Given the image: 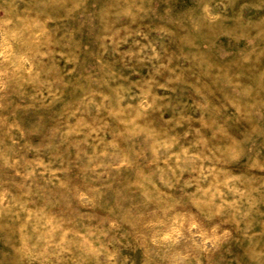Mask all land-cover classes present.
<instances>
[{
	"label": "rangeland",
	"instance_id": "rangeland-1",
	"mask_svg": "<svg viewBox=\"0 0 264 264\" xmlns=\"http://www.w3.org/2000/svg\"><path fill=\"white\" fill-rule=\"evenodd\" d=\"M0 264H264V0H0Z\"/></svg>",
	"mask_w": 264,
	"mask_h": 264
}]
</instances>
